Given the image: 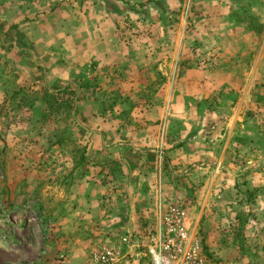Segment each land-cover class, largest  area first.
Returning a JSON list of instances; mask_svg holds the SVG:
<instances>
[{
	"label": "rangeland",
	"instance_id": "rangeland-1",
	"mask_svg": "<svg viewBox=\"0 0 264 264\" xmlns=\"http://www.w3.org/2000/svg\"><path fill=\"white\" fill-rule=\"evenodd\" d=\"M137 1L131 7H107L109 12L115 11V20L119 22L117 32L142 31L143 39L145 32L153 34L149 37L155 53L154 67L159 69L160 64L166 62L162 70L169 76L173 89H178L181 70L196 68L208 78L206 83H199L196 99H211L209 107H216L217 99H235L234 107L238 99V105L245 99L241 113L251 115L238 124L249 125L252 132L258 129L264 134V0H174L178 1V6L168 8H162L161 0H156L159 5L155 8L149 0ZM38 7L44 11L43 6ZM127 11L131 16L123 15ZM81 12L82 5L67 9V13L63 11L64 18L58 19V32L50 38L36 37L37 34L34 37L31 31L32 38L15 40L11 32L9 40L2 42L9 44L7 46L17 55L9 58L10 63L0 60V69L2 66L8 69L9 64L8 83L13 85L17 80L15 71L11 70L15 64L24 66L25 71L18 74L23 77L24 85L10 88V96L5 94V99H0V264H264V226L259 228L258 224L259 237L250 240L254 233L247 232L243 216H236L231 224L234 232L220 234L221 241L217 242L218 235L209 234L202 227L204 219L198 230L190 226L194 217H187L176 193L168 194L167 189H164L168 197L165 201L160 198L161 192L158 194L152 227L150 218L126 216L125 211L115 216L118 220L115 225L111 216L102 217L98 211L88 217L81 214L82 196L89 192H83L84 187L90 185L93 190L104 180L118 181L134 174L125 162L126 170L118 166L113 154L87 153L91 135L86 131L88 121L80 113L85 105L70 104L69 98L61 92L70 87L77 94L72 99H77L85 85L82 78L97 85L95 79L88 78L96 73L97 63L89 58L87 51L85 57L80 54L79 46L83 41L75 40L80 32L77 31V14ZM129 41L124 43L128 45ZM138 45L142 47L147 43ZM72 46L82 62L74 64L77 57H71ZM73 66L77 73L71 72ZM50 68L70 74L66 80H58L51 90L50 85H46ZM34 70L41 76L38 84L33 83V78L39 75L33 73ZM221 71L226 74L224 78ZM205 72L209 74L206 76ZM72 73L79 75V79L73 78ZM146 75H152L154 80H147ZM146 75L139 76L143 83L136 89L138 103H125L123 117L129 115L133 106L139 110L158 92L159 83L166 81L159 70ZM76 81L77 86L73 84ZM46 91L59 95L52 97L45 94ZM206 93L208 98L204 96ZM48 99L62 102L66 99L67 105L61 108L56 105L51 112L46 105ZM215 110L212 109L211 114L218 122L221 119L216 118ZM109 114L111 111L105 109L103 115ZM119 121L128 123L127 118ZM61 140L64 142L59 143ZM112 141H108L110 147ZM85 145L86 159L82 167L73 172L74 162ZM262 145L264 149V143ZM260 157L264 154L260 153ZM150 172V169L145 170V173ZM151 174L153 176L155 171ZM106 185L102 188L107 189ZM159 187L157 184V191ZM132 189L121 184L110 187L107 192L111 193L113 202L108 203L107 210L111 212L114 204H120L123 209L128 192L135 193ZM97 191L98 188L92 192ZM140 193L144 199V187ZM177 212L184 214L180 231L176 230L180 219ZM133 219L137 220L138 231L126 228L136 226L129 223ZM212 220L213 217L211 226ZM222 220L220 226L230 225L229 219ZM108 250L114 261L97 262Z\"/></svg>",
	"mask_w": 264,
	"mask_h": 264
},
{
	"label": "crops",
	"instance_id": "crops-1",
	"mask_svg": "<svg viewBox=\"0 0 264 264\" xmlns=\"http://www.w3.org/2000/svg\"><path fill=\"white\" fill-rule=\"evenodd\" d=\"M149 1L152 7H158V1ZM137 2V0H82L80 2L0 0V60L10 63L12 60L9 58L17 56L15 51L13 52L10 46H7L9 44L2 43L9 40L11 32L15 40L32 38L31 31H34L35 35H32L34 37L37 34L36 37L50 38L58 32V19L64 18L63 11L67 13V9H75L82 5V12L77 14L79 18L77 31L80 32L76 34L75 40L83 41V44L79 46L80 54L85 57L87 51L89 58L97 63L96 73L88 77L89 80L95 79L97 85H92L87 79L82 78L85 83L84 89L82 93L80 91L79 98L77 97L78 102L85 105L80 113L85 121H88L89 129L86 131L91 135L87 153L96 151L113 154L118 166L121 165L126 170L123 165L125 162L134 174L118 181H97L102 185H111H106L107 189L102 188V185L94 186L93 190L90 189V185L84 187L83 192L88 190L89 192L82 196L81 214L88 217L98 211L102 217L111 216L112 224L115 225L118 222L115 216H121L125 211L126 216L144 215L150 218L149 226L152 227L157 210V199L161 192L160 198L165 201L167 195L164 189H167L168 194L176 193L187 217H194L191 220L193 225L189 221L190 226L198 230L201 227L199 224L204 219L205 223L202 227L209 234L215 232V235H218L215 238L217 242L221 241L220 234L231 235L234 232V226L231 224L234 223L235 217L240 215L245 218L247 232L250 235L254 233L250 240H257L259 237L257 226L258 224H260L259 228L264 226L261 225L264 224V157H260V153L264 154L262 149L264 134L258 129L252 132L249 125L246 127L238 124L239 121H244L245 117L251 115L241 113L245 99H241V105H238L240 100L238 99L235 107L233 106L235 99H217L216 107H209L211 99H196L199 83L208 81L205 74L201 75V71L196 68L181 70V76L179 75L177 79L178 89H173L169 76L162 70V67H166V62L161 63L159 69L154 67L155 53L150 47L151 38L149 37L153 34L145 32L143 39L142 31L117 32L116 23L119 22L115 20V11L109 12L107 7L114 9L128 5L131 7ZM139 2L141 3V0ZM160 4L162 8L176 7L178 1L161 0ZM39 5L43 6V12L39 10ZM129 12L123 15L131 16ZM26 19H29L28 22ZM28 26L29 33H27ZM52 39L53 37L49 40ZM125 40L130 43L126 45L128 42L124 43ZM139 42L147 43V45L141 47L138 45ZM86 45L87 48H85ZM72 48L74 50L71 57H77L74 64L82 62V59L77 56V49L75 50L74 46ZM85 61L83 59V63ZM7 66L8 69L6 66L0 69V99H5V94L10 96V88L24 85L23 77L18 74L23 73L25 67L20 64L12 67L11 70L15 71L17 80L10 85L8 83L10 75H7L10 72L9 64ZM71 70L74 73L78 72L74 66ZM154 70H159L166 81L159 83L158 92L144 102L139 110L133 106L132 109L130 108L129 115L123 117L125 114L122 108L125 103H138L136 89L139 83H143L139 76L150 74ZM35 72L39 74L38 70L33 71ZM205 73L206 76L209 74ZM69 75L67 71L63 73L57 70L52 71L50 68L46 85L49 84L51 90L58 80H66ZM225 75L224 71H221L222 78ZM72 76L79 79V75L72 73ZM146 76L147 80L149 78L154 80L152 75ZM40 79L39 74L33 78V83H40ZM77 83V81L73 82L76 86ZM37 88L35 86V90ZM138 92L143 91L138 89ZM204 96L208 98L207 93ZM109 99L113 101L110 102ZM104 102L106 105H103ZM107 108L111 114L104 116V110ZM211 108L217 110H215L216 118L220 116L219 119H221H218V122L213 120L215 115L211 114ZM123 118H127V125L119 121ZM111 139L113 141L110 147L108 141ZM146 169H150L151 172L145 173ZM152 171H155L153 176ZM119 184L127 189L132 187L135 193L128 192L123 209L120 204H114L112 211L109 212L108 203L113 202V198L107 190ZM157 184L161 187V189L159 187L160 191H157ZM143 187L144 199L143 194L140 193ZM97 188L96 193L92 192ZM177 191L180 192L177 193ZM212 217L214 220L211 226ZM222 218L230 220V227L220 226ZM103 222L106 223L107 219ZM129 223L136 226L129 225L130 228L127 226V229L138 231L137 220L133 219ZM102 226H104L103 223Z\"/></svg>",
	"mask_w": 264,
	"mask_h": 264
},
{
	"label": "trees",
	"instance_id": "trees-1",
	"mask_svg": "<svg viewBox=\"0 0 264 264\" xmlns=\"http://www.w3.org/2000/svg\"><path fill=\"white\" fill-rule=\"evenodd\" d=\"M64 95H66L69 99H67V100H69V103L70 104H72V103H74V104H76L77 102H78V99H72L73 98V96L76 94V91H72L71 89H70V87H65L64 89H62V91H61ZM67 92V93H66ZM45 94H49V96H52V97H54V95H59V94H57V93H53V92H49V91H46V93ZM77 95V94H76ZM66 99H64L63 100V102L60 100V99H48V102L46 103V105H47V108H48V110L49 111H51L52 112V110L54 109V106H56V105H59L60 106V108L61 107H63L65 104H66V101H67ZM59 103V104H58ZM68 103V104H69ZM67 105V104H66ZM68 107V106H67ZM67 107H65V108H67ZM64 142V140L62 141H60L59 143H63ZM85 152H86V145H85V147H83L82 148V151H81V154H80V156H79V158H78V160H76L75 162H74V166H73V172L75 171V170H77V169H79L80 168V166L84 163V161H85ZM82 167V166H81Z\"/></svg>",
	"mask_w": 264,
	"mask_h": 264
},
{
	"label": "built area",
	"instance_id": "built-area-1",
	"mask_svg": "<svg viewBox=\"0 0 264 264\" xmlns=\"http://www.w3.org/2000/svg\"><path fill=\"white\" fill-rule=\"evenodd\" d=\"M176 214H177V216H180V219H179L178 223L176 224V225H178L176 230L180 231L182 229L179 227V225L181 224V222L184 218V214L181 212H177ZM181 236H183V234H181ZM96 261L97 262L102 261V262H106V263H112L114 261L113 254L111 251L108 250L104 253V256H103V258H101V260L97 259Z\"/></svg>",
	"mask_w": 264,
	"mask_h": 264
}]
</instances>
